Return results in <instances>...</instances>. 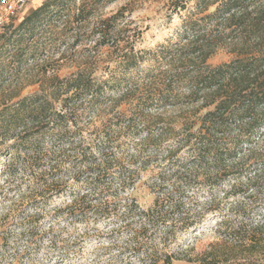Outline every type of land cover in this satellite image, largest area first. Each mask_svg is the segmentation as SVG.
<instances>
[{
  "label": "trees",
  "instance_id": "trees-1",
  "mask_svg": "<svg viewBox=\"0 0 264 264\" xmlns=\"http://www.w3.org/2000/svg\"><path fill=\"white\" fill-rule=\"evenodd\" d=\"M68 1L45 0L17 25H3L1 35L7 38L0 37L1 46L11 44L20 55L37 48L39 28L53 20L54 10ZM190 1L170 0L173 11L188 12L181 24V38L166 41L155 52L136 48L141 31L129 26L125 6L89 28L92 6L86 0L78 5L69 18V29L75 30L71 45L77 46L85 36H93L94 42L82 55L80 51L71 54L76 56L73 77L61 80L51 75L47 88L21 97L16 94L0 110V136L13 132L10 147L15 153L22 152L21 170L32 180L36 202L51 203L69 192L72 215L81 211V216L89 212L97 218L98 214L111 218L108 201L97 206L90 198L111 195L109 183L116 178L117 190L130 195L128 212L139 217L138 234L146 238L150 231L154 234L162 228L164 244L178 230L197 226L208 212L223 214L225 200L234 201L236 211L242 208L240 196L258 205L264 158L254 148L245 152L242 146L251 145L257 131L264 132V0H196L190 6L196 18L191 17L195 11L189 10ZM219 49L231 58L209 63ZM147 54L166 67L141 71V80L124 74L140 68ZM126 83L119 96L104 97L108 89ZM123 104L128 105L126 110L119 109ZM169 110L179 113L173 122L164 118ZM84 115L100 122L92 123L88 141L80 127ZM139 122L145 129L142 135ZM46 134L56 143L70 138L68 148L46 145ZM127 140L134 145L133 154L120 157L117 150L123 155L121 148ZM16 162L13 157L3 165L6 179L14 177ZM162 162L168 168L156 176L154 202L144 209L135 197L136 180L150 164ZM257 162L263 170L252 174ZM74 164L78 169L66 175V167ZM78 187L80 192H73ZM206 187L209 197L194 204L197 199L189 191ZM225 224L222 217L218 226ZM239 231L230 234L236 236ZM238 239L247 243L246 264H264V221ZM158 254L152 249L154 264L178 260L172 254Z\"/></svg>",
  "mask_w": 264,
  "mask_h": 264
},
{
  "label": "rangeland",
  "instance_id": "rangeland-1",
  "mask_svg": "<svg viewBox=\"0 0 264 264\" xmlns=\"http://www.w3.org/2000/svg\"><path fill=\"white\" fill-rule=\"evenodd\" d=\"M82 1L69 0L66 6L56 8L53 12L54 19L39 28L37 48L34 46L23 55H20V51L14 50L11 44L1 46L2 40L7 37H2L4 30L0 28V37L3 38H0V110L8 105L9 100L16 94L21 97L47 88L52 82L49 78L51 75H57L61 80L73 77L76 56L71 54L80 51L82 55L85 47H93L94 42L93 36L91 38L85 36L77 46L71 45L75 30L69 29V18H72ZM86 1L92 6L93 13L88 22L89 28L99 18L107 17L125 6L124 12L128 15L129 26L141 31L136 48L149 52H155L160 45H167L166 41H174L180 37L181 24L188 13L187 10L180 13L177 12L179 10L173 11L170 0ZM195 1L191 0L188 3L189 10L195 11L191 14L192 18L198 16L195 9H190ZM44 2L45 0H25L23 7L7 24L17 25L31 10ZM214 7L215 5L211 6L207 13ZM85 29L90 30L88 27ZM12 41L11 38L9 43ZM145 57L140 68L126 70L124 74L131 79L141 80V71H156L159 67H166V63H155L149 58V54ZM230 58L225 50L219 49L209 63L216 65ZM126 85L127 83L118 89H108L104 97L110 99L119 96L125 91ZM127 107L128 105L123 104L119 109L126 110ZM155 107L156 105L146 108ZM178 115L177 110H169L164 118L168 119V122H173ZM80 123L83 136L88 141L91 139L89 130L92 123L100 122L96 117L91 119L89 115H84ZM138 128L142 135L145 132L143 123L139 122ZM157 132L158 130L154 129L153 135ZM12 133L9 131L5 136H0V264H154V260L151 259L152 249L159 252L157 257L172 254L178 259L173 264H246L244 246L247 243L240 242L238 238L239 234L251 231L255 224L264 221V186H261V191L257 193L260 197L258 205L255 203L254 206L248 197L240 196L242 208L236 211L234 201L225 200L222 203L225 215L208 212L206 216L201 217L202 221L197 226L186 231L178 230L172 240L164 244L162 228L157 229L154 234L150 231L146 238L138 234L139 217L128 212L130 195L128 192L117 190L119 183L116 178L109 183L113 187L111 195L90 198V202L97 206L108 201L110 207L107 208V212L114 215L111 218L99 214L97 218L89 212L81 216V211L72 215L68 209L71 204L69 192L51 203L36 202L32 180L21 170L24 165L22 152L15 153L10 147L14 142L9 138ZM44 139L46 145H53L55 149L68 148L71 140L69 138L56 143L50 134H46ZM74 139L77 141L76 135ZM133 146L131 140L125 141L121 148L124 153L122 155L118 148V155L123 157L133 154ZM242 148L245 152L254 148L264 158V132L261 130L254 133L251 145L244 144ZM182 153L186 154L185 151ZM13 157L17 158L13 166L15 175L12 179H6L7 172L2 168ZM167 168L163 162L157 165L152 163L139 173L135 197L140 207L145 209L153 204L154 180L160 170ZM75 169H78V164L68 165L66 175ZM262 170V165L257 162L251 173ZM73 190L75 193L80 192V187ZM251 191L252 188L248 193ZM189 192L197 199L194 204L209 197L207 187L194 188ZM114 203L119 204L116 210L112 207ZM222 217L226 220L227 228L224 225L223 228L218 226ZM232 231H239V234L231 235ZM232 244L235 245L234 248H231ZM157 264L163 263L160 261Z\"/></svg>",
  "mask_w": 264,
  "mask_h": 264
},
{
  "label": "built area",
  "instance_id": "built-area-1",
  "mask_svg": "<svg viewBox=\"0 0 264 264\" xmlns=\"http://www.w3.org/2000/svg\"><path fill=\"white\" fill-rule=\"evenodd\" d=\"M24 4L25 0H0V28L14 18Z\"/></svg>",
  "mask_w": 264,
  "mask_h": 264
}]
</instances>
